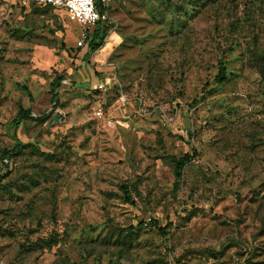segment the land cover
Listing matches in <instances>:
<instances>
[{
  "label": "rangeland",
  "instance_id": "rangeland-1",
  "mask_svg": "<svg viewBox=\"0 0 264 264\" xmlns=\"http://www.w3.org/2000/svg\"><path fill=\"white\" fill-rule=\"evenodd\" d=\"M106 24L0 0V264H264V0H112Z\"/></svg>",
  "mask_w": 264,
  "mask_h": 264
},
{
  "label": "built area",
  "instance_id": "built-area-1",
  "mask_svg": "<svg viewBox=\"0 0 264 264\" xmlns=\"http://www.w3.org/2000/svg\"><path fill=\"white\" fill-rule=\"evenodd\" d=\"M9 3L18 5L21 8L29 9L33 6H50L64 10L70 17L76 20L83 29V38L91 37V33L97 27L99 21H105L109 12V6L112 0H7ZM98 2L101 4L103 11L98 7ZM112 66V72L104 74L94 86V89L107 91L112 89L115 84H119L116 72V64ZM68 83V80H63ZM120 99L125 101L126 95L121 92ZM96 117L105 121V124L112 127L116 125L112 117H107L102 107L96 109ZM6 161V160H5Z\"/></svg>",
  "mask_w": 264,
  "mask_h": 264
},
{
  "label": "trees",
  "instance_id": "trees-1",
  "mask_svg": "<svg viewBox=\"0 0 264 264\" xmlns=\"http://www.w3.org/2000/svg\"><path fill=\"white\" fill-rule=\"evenodd\" d=\"M34 7V6H33ZM50 7V6H49ZM98 7L101 11H103V8L101 7V4L98 2ZM107 26L105 21H99L97 27L94 29V31L91 33V37L93 39H97V44L99 45L100 42L102 41L104 34L106 32L105 27ZM100 41V42H99ZM65 76L64 75H59L57 76L51 83V91H52V97L53 100H56L58 98V86L59 84L64 80ZM30 114L29 110H22L20 109L18 112V118L20 119H25L28 115ZM45 119H48L49 117L44 116ZM5 155L7 157L11 156V152H9L8 150H5ZM190 159V154L186 153L181 159L178 160L177 162V169H176V177L179 178L181 176L182 170L184 165L186 164V162ZM125 193L126 195L129 197V200L133 203V200H131L130 198V192L129 189L127 187H125ZM141 225L146 224L149 226H153L155 227L158 232L163 235V236H167L168 235V226H161L158 221L151 219L150 221H144L142 220L140 222Z\"/></svg>",
  "mask_w": 264,
  "mask_h": 264
},
{
  "label": "water",
  "instance_id": "water-1",
  "mask_svg": "<svg viewBox=\"0 0 264 264\" xmlns=\"http://www.w3.org/2000/svg\"><path fill=\"white\" fill-rule=\"evenodd\" d=\"M64 116H62L61 114L57 113L53 116L52 120L50 121L53 122V121H60V120H63Z\"/></svg>",
  "mask_w": 264,
  "mask_h": 264
}]
</instances>
